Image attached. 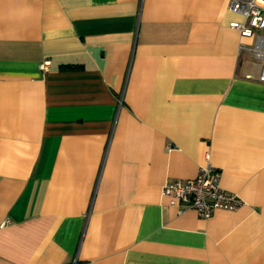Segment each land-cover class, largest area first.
<instances>
[{"label":"crops","instance_id":"crops-1","mask_svg":"<svg viewBox=\"0 0 264 264\" xmlns=\"http://www.w3.org/2000/svg\"><path fill=\"white\" fill-rule=\"evenodd\" d=\"M232 21L229 0H0V264H264V31ZM207 162L241 203L202 218L161 187Z\"/></svg>","mask_w":264,"mask_h":264},{"label":"built area","instance_id":"built-area-1","mask_svg":"<svg viewBox=\"0 0 264 264\" xmlns=\"http://www.w3.org/2000/svg\"><path fill=\"white\" fill-rule=\"evenodd\" d=\"M230 9L240 13L247 24L232 21L230 26L240 30L242 36H254L255 31H264V0H229ZM252 54L261 64L259 81L264 82V34H257ZM48 61L42 64L45 68ZM220 170L207 162L199 167L194 178L166 182L161 193L170 196L172 204L182 208H194L202 218H209L216 209L234 210L241 200L235 193L220 185Z\"/></svg>","mask_w":264,"mask_h":264}]
</instances>
